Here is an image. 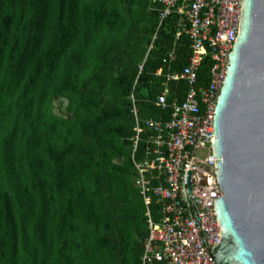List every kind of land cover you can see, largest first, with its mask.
<instances>
[{"label": "trees", "instance_id": "trees-1", "mask_svg": "<svg viewBox=\"0 0 264 264\" xmlns=\"http://www.w3.org/2000/svg\"><path fill=\"white\" fill-rule=\"evenodd\" d=\"M161 9L0 0V264H142L148 217L136 163L154 157L146 123L170 121L185 100L188 82L168 74L192 55L188 35L177 37L179 14L158 29ZM211 67L208 56L199 86Z\"/></svg>", "mask_w": 264, "mask_h": 264}, {"label": "built area", "instance_id": "built-area-1", "mask_svg": "<svg viewBox=\"0 0 264 264\" xmlns=\"http://www.w3.org/2000/svg\"><path fill=\"white\" fill-rule=\"evenodd\" d=\"M149 1L162 6L158 29L172 14L181 16L177 37L188 35L192 55L181 73L168 74L169 81L188 82L185 100L172 104L170 121L146 123L157 135L151 140L154 148L148 147L154 157L136 163L148 217L142 264H214L210 255L221 237L214 198L224 196L216 175L215 161L220 159L214 157L212 146L214 114L238 36L242 0ZM208 56L211 82L201 87L199 72ZM174 57L172 52L169 58ZM167 97L168 89L156 98V105L166 109ZM136 131L135 151L142 133L139 125ZM153 179L159 181L155 186ZM154 202L160 207L158 220Z\"/></svg>", "mask_w": 264, "mask_h": 264}, {"label": "water", "instance_id": "water-1", "mask_svg": "<svg viewBox=\"0 0 264 264\" xmlns=\"http://www.w3.org/2000/svg\"><path fill=\"white\" fill-rule=\"evenodd\" d=\"M214 264H264V0H242L238 36L214 114Z\"/></svg>", "mask_w": 264, "mask_h": 264}]
</instances>
